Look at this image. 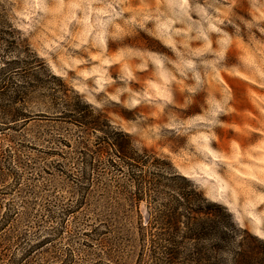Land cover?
<instances>
[{
  "label": "rangeland",
  "instance_id": "374dc122",
  "mask_svg": "<svg viewBox=\"0 0 264 264\" xmlns=\"http://www.w3.org/2000/svg\"><path fill=\"white\" fill-rule=\"evenodd\" d=\"M255 7L256 4H253L252 8ZM103 12V9L93 11L84 0H40L39 3L36 0H0V24H3L1 21L7 22L15 30L18 41H22L28 52L36 54L48 72L34 68V72L23 79L33 83L27 86V101L18 104L25 119L16 123L6 120L3 108L8 103L0 101V214L7 211L22 222L47 212H56L75 202L84 187L87 188L85 203L81 206L84 212L121 208L128 214L130 223H134L137 213L143 215L148 208V200L147 203L140 202L137 207L130 206L124 200L120 186L127 184L125 178L108 163L110 159H116L114 155L105 153L98 156L95 153L96 146H114L113 132L118 130L111 126L110 117L100 112L103 115L100 123L104 127L99 130L83 124L78 113L67 112L56 116L55 110L47 106L51 94L52 97L61 96L69 109L75 103L76 96L83 104L82 96L73 91L69 84L81 89L88 99H94L90 95L93 85L102 88L111 79L109 65L120 61L125 50L110 58H102L104 37L101 33H106L109 22L103 18ZM197 13V17L192 14L193 19L203 20L210 28L218 27L219 15L214 18L199 5ZM42 22L44 27L40 28ZM254 23L259 27V22ZM197 27L201 26L197 24ZM155 28L157 36L171 42L166 27L161 30L156 25ZM204 35L208 36V32ZM90 38L91 43L100 49V62L78 68V65L85 63V58L78 53ZM249 39L256 45L262 42L255 36ZM250 46L245 42L237 58L239 64L245 67L253 63L251 55L245 51ZM232 47V34L220 29L216 34V48L208 51H214L215 59L219 62L225 54H232ZM128 55L131 56V52ZM47 66L64 79L59 82L52 78ZM127 67L124 64L120 69L125 76L129 74ZM222 67L225 72L237 70L236 65ZM20 71L26 73L23 68ZM160 77L164 83L152 84L151 87L160 89L159 94L165 95L167 71L160 69ZM12 81H17V78ZM200 90L197 86V91ZM229 95L228 88L219 89L217 94V89L209 83L206 106L200 113L191 117L171 114L163 127L154 126L148 131L154 136L165 137L171 129L177 135L187 137L185 150L161 157L168 160L178 174L191 177L211 200L225 205L233 214L235 224L251 237L244 236L243 231L239 236H244L248 241L256 238L264 243V129L257 127L254 133H232L226 137L227 150L214 146V137L219 139L215 130L225 123L220 117L228 109ZM136 98L129 95L124 103L131 104ZM248 99L254 106H259L257 97L250 96ZM88 106L90 113H84L87 123L93 122L98 112ZM114 111L120 113L122 110L116 108ZM123 114L128 115L127 112ZM119 121V117L113 118V123ZM221 131L223 133V129ZM125 146H129V143ZM87 176L91 178L90 181L86 180ZM161 198L158 196L156 199L152 192L149 205L158 207ZM181 234L182 230L176 234V239L182 241L181 250L187 252L189 242L181 239ZM62 247V243L56 244V249ZM14 249L13 245L1 239L0 232V264L7 263L8 255L17 256L18 251ZM184 258V254H181L175 264H190ZM145 264H153V261L147 257Z\"/></svg>",
  "mask_w": 264,
  "mask_h": 264
},
{
  "label": "clouds",
  "instance_id": "9594fccd",
  "mask_svg": "<svg viewBox=\"0 0 264 264\" xmlns=\"http://www.w3.org/2000/svg\"><path fill=\"white\" fill-rule=\"evenodd\" d=\"M84 2L91 5L93 11L103 9V18L109 21L106 33H101L104 37L102 58H110L122 50H125V55L109 65L111 79L105 82L104 87L93 85L90 95L94 99L85 97L81 89L71 84L68 86L82 96L85 104L110 117L111 126L128 137L129 146L138 154H149L161 160V156L185 150L187 137L177 135L171 129L167 136L157 137L148 129L163 127L171 114L191 117L200 113L206 106L209 83L217 89V94L221 88H228L230 93L228 109L220 117L225 123L215 130L219 139L214 137V146L227 150L226 137L232 133H254L257 127L264 129V0H175L174 4L173 0ZM253 4H256L255 8H252ZM198 5L206 8L214 18L219 15L218 27L210 28L203 20L193 19L192 14L198 15ZM254 22H259V27ZM197 24L201 27L198 28ZM156 25L161 30L167 28L170 43L156 35ZM43 27L42 22L40 28ZM220 29L232 34L233 47L231 55L225 54L223 60L217 62L215 52L208 49L216 48V34ZM205 32L208 36L204 35ZM250 36L262 42L258 45L252 43ZM24 39L28 40L27 37ZM245 42L251 45L245 50L253 60L249 67L239 64L237 59ZM78 55L85 58V63L78 68L100 62V49L91 43V38ZM124 64L128 66L129 74L126 76L120 71ZM222 65H236L237 70L225 72ZM48 69L53 76L64 79ZM160 69L168 73L165 95L159 94L160 89L151 87L152 84L164 83ZM197 86L202 90L197 91ZM129 95L137 98L131 104L124 103ZM250 96L258 98V107L249 101ZM116 108L122 111L117 113L114 111ZM124 112L128 115L125 116ZM114 117H119L120 121L113 123ZM162 161L170 165L168 160ZM178 175L205 200L223 207L233 217L225 205L211 200L201 191L191 177L183 173Z\"/></svg>",
  "mask_w": 264,
  "mask_h": 264
},
{
  "label": "trees",
  "instance_id": "16d2710c",
  "mask_svg": "<svg viewBox=\"0 0 264 264\" xmlns=\"http://www.w3.org/2000/svg\"><path fill=\"white\" fill-rule=\"evenodd\" d=\"M1 23L0 101L8 103L3 108L5 119L16 123L26 118L18 104L27 101V86L33 84L23 79L34 68L48 72L36 54L28 52L18 41L15 30L7 22ZM22 68L25 74L21 73ZM51 77L60 82V78L52 74ZM16 78L17 81H12ZM52 96L47 106L55 110L56 116L75 112L83 124L103 129L100 112L93 122L84 120V113L90 110L78 96L70 109L61 96L60 99ZM113 134L114 146H96L95 153L114 155L116 159L108 163L125 178L127 184L120 186L124 200L135 207L148 200L145 213H137L135 222L130 223L121 208L84 212L81 206L85 203L86 187L81 188L75 202L34 219L21 222L7 211L2 212L1 239L18 251L17 256L5 252L6 264H145L147 257L153 264H175L181 254L190 264H264V243L256 238L252 242L243 238L251 236L236 226L223 207L209 203L194 191L187 180L172 170L171 164L162 161L165 158L157 160L149 154H138L125 146L128 137L119 131ZM86 180L91 178L87 176ZM152 192L156 199L162 196L158 207L149 205ZM180 230V238L189 242L187 252L181 250L182 241L176 239ZM241 231L244 236H239ZM59 242L63 247L56 249Z\"/></svg>",
  "mask_w": 264,
  "mask_h": 264
}]
</instances>
